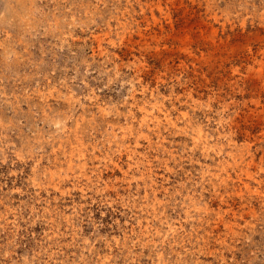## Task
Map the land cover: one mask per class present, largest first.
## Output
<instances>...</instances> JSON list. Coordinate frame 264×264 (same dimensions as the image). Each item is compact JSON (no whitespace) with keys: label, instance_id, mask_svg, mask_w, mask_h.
<instances>
[{"label":"rangeland","instance_id":"obj_1","mask_svg":"<svg viewBox=\"0 0 264 264\" xmlns=\"http://www.w3.org/2000/svg\"><path fill=\"white\" fill-rule=\"evenodd\" d=\"M0 264H264V0H0Z\"/></svg>","mask_w":264,"mask_h":264}]
</instances>
